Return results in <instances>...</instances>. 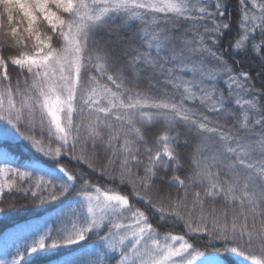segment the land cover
<instances>
[{"label":"snow or ice","instance_id":"obj_1","mask_svg":"<svg viewBox=\"0 0 264 264\" xmlns=\"http://www.w3.org/2000/svg\"><path fill=\"white\" fill-rule=\"evenodd\" d=\"M239 5L222 50L232 32L228 0H0V121L52 162L0 168V200L7 189L33 203L76 201L66 225L0 264H29L88 240L86 256L56 264H223L202 250L217 241L264 264V0ZM247 56L255 75L229 63ZM157 126L152 146L145 133ZM188 134L196 142L185 160ZM98 147L108 157L100 168ZM66 155L130 191L98 186L67 167ZM9 156L0 146V160ZM169 173L176 196L157 186ZM176 222L183 234L158 230Z\"/></svg>","mask_w":264,"mask_h":264},{"label":"trees","instance_id":"obj_2","mask_svg":"<svg viewBox=\"0 0 264 264\" xmlns=\"http://www.w3.org/2000/svg\"><path fill=\"white\" fill-rule=\"evenodd\" d=\"M240 5L239 0H228V6L226 9V14L231 17L232 20V32L229 33L225 40L222 42V50L227 47V43L229 40L233 38L234 33L237 31L236 21L240 17ZM19 19V16H17ZM130 35V33L126 34ZM106 34L101 32L97 35L98 40L106 39ZM7 51V50H6ZM224 55L228 58V52L225 51ZM236 59H240L242 61L241 65H235L232 59H229V63L233 64L234 69L239 72L241 69H249L251 65L252 74L255 75V72L258 71V63L252 59L251 56L247 57H236ZM10 75H12L13 79H15L16 74L12 72L11 66L9 68ZM148 79L145 78L141 84V89H146L148 87ZM158 83V82H157ZM218 87L226 90V84L223 79L218 82ZM256 87L259 88L260 84L257 83ZM170 91V89H169ZM162 92V89L157 86V89L154 90V94L159 96ZM178 95V94H177ZM186 104L189 107H197L199 108V104L193 105L191 101H186ZM202 110V109H201ZM210 117L213 116L212 113H206ZM231 123V121H229ZM23 131V129H22ZM162 131V126H157L151 130L146 131V136L148 137L149 144L154 145L155 138ZM182 133L184 132L183 128H181ZM37 138H39L40 130L36 129ZM189 135V144L185 147L183 144L180 145L181 155L187 160L192 152V147L195 144V138ZM47 140V137H45ZM6 140V142H5ZM58 143V142H56ZM0 146L5 148L9 153L8 160H0V168L4 167L6 164L12 168H20L23 170H31L32 166H36L39 168H50L52 166V162L49 161L46 157H44L41 153H38L30 144L29 141L25 140L23 136L19 133L15 132L14 129L11 128L10 125H7L6 122L0 121ZM98 161L96 162L97 168H100L107 162V156L104 151L98 147L97 149ZM62 162L69 168H74L80 171H83L85 175L89 176L94 183H96L100 187L107 186L109 188L119 187L120 190L124 193H128L130 189L127 186H120L118 184H114L112 181L108 180L106 176H102L99 171L93 172L91 169L87 167L86 164L77 162L72 160L70 156H63ZM187 172V167L182 169L180 175L183 176ZM58 174V173H57ZM141 171V175H142ZM59 175V174H58ZM12 179L11 176L8 178ZM171 179V174L169 173L167 176H162V179L158 181L157 186L160 189L162 195H172L176 196L177 192L175 189L170 188L168 186L167 181ZM17 183H20L17 180ZM24 187H27V182H24ZM34 198L28 194L25 196L21 192H8L5 189V197L3 200H0V207L4 208V212L0 213V247L2 248L0 251V259L5 261H10L16 252L17 248L22 247L24 244L32 241L34 237H37L43 234L48 229H58L64 225H66L71 218V209L75 206L76 201H73L71 197H65L58 201L46 202L44 204L33 203ZM136 207L141 208L142 210L151 211L147 208V206L141 201H134ZM150 219H152L154 225L157 224L155 215H151ZM19 224H23V231L26 229L27 231H23L20 236L13 237L11 234H6L4 237V233L9 229L16 227ZM25 226V228H24ZM30 229V232L28 233ZM158 230L161 233L172 232L174 234H183L185 231L183 224L180 222H176L175 224L167 223L161 224L158 227ZM8 241L2 245L3 241ZM207 238L204 237L199 241L201 245H203L204 240ZM93 243L92 240H88L83 242L80 245L74 246L72 248L61 249L55 253V255L49 256H38L34 257L29 264H49L51 261L52 264H56V261L59 257L71 256V255H87V252L91 251L90 245ZM202 250L206 251V253H214L217 256L221 257L224 264H248V259L246 257H240L234 255L231 250L226 247L223 243L217 241L214 248H202ZM114 264V262H113Z\"/></svg>","mask_w":264,"mask_h":264},{"label":"rangeland","instance_id":"obj_3","mask_svg":"<svg viewBox=\"0 0 264 264\" xmlns=\"http://www.w3.org/2000/svg\"><path fill=\"white\" fill-rule=\"evenodd\" d=\"M23 224H19V225H17L16 227H13V228H11V229H9L8 231H6L5 233H4V237H6L7 235V233L8 234H11L13 237H18V236H20V235H22V234H25V233H22L23 231L25 232V231H27L26 229H24L23 231H21L22 229H23V226H22ZM24 228H25V226H24ZM30 232V229H29V231H28V233ZM8 241V239L7 240H5V241H3V243H2V245H4L6 242ZM1 247H0V251H1ZM223 264H224V262H223Z\"/></svg>","mask_w":264,"mask_h":264}]
</instances>
